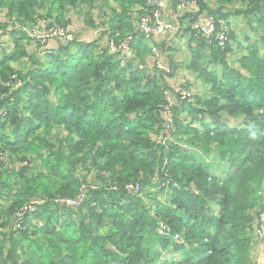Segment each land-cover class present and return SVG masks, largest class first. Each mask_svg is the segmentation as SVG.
I'll use <instances>...</instances> for the list:
<instances>
[{"label":"trees","instance_id":"16d2710c","mask_svg":"<svg viewBox=\"0 0 264 264\" xmlns=\"http://www.w3.org/2000/svg\"><path fill=\"white\" fill-rule=\"evenodd\" d=\"M194 1L198 12L181 19L189 24L182 29L190 37L187 68L208 98L173 108L174 131L162 145L154 138L164 131L163 91H171L175 74L142 68L153 43L137 32L130 8L138 7L135 20L150 14L145 0H0V12L14 22L13 53L0 44V201L7 202L0 207V264H254V223L264 212V0H217L213 9ZM83 2L104 12L110 36L134 37L132 59L121 66L98 40L55 42L57 51L44 49L48 41L34 46L48 67L36 54L27 69L11 66L25 59L21 41L31 40L22 27L35 26L41 8L56 16L39 26L46 31L68 24L67 10ZM231 3L240 8L226 12ZM200 15L224 33L223 46L191 30ZM230 17L246 19L243 43L221 25ZM232 44L241 53L234 66L227 61ZM16 81L21 86L12 90ZM222 115L240 122L229 126ZM207 157L227 171L212 173ZM130 183L141 191L122 189ZM83 185L78 206L55 202L73 200ZM34 198L46 202L15 229V211ZM159 222L185 244L158 235ZM161 250L172 251L160 262Z\"/></svg>","mask_w":264,"mask_h":264},{"label":"built area","instance_id":"2783aa9c","mask_svg":"<svg viewBox=\"0 0 264 264\" xmlns=\"http://www.w3.org/2000/svg\"><path fill=\"white\" fill-rule=\"evenodd\" d=\"M194 0H180L179 5L176 7L181 13L186 11L192 12L193 6L195 5ZM146 7H149L151 10L150 14H143L138 19L137 31L139 34H142L143 37L152 41L153 38L161 36V34L170 30L171 26L166 24L162 19V12L164 6L158 0H146ZM187 8V9H186ZM175 9V8H174ZM40 23H36L35 26L22 27V30L25 32V35L30 39L33 44L45 45L48 41H55L59 44L67 46L72 43L75 39L74 33L70 25H62L58 27H52L46 31L40 30ZM191 30L195 31L198 35L203 37L207 42H210L212 39L223 46L225 43L224 33L221 31H216L214 20L207 15H201L197 20H194L191 24ZM43 31V32H40ZM108 34V33H107ZM95 36L93 40L97 39L100 35L94 33ZM121 35L118 32H111L110 35H106L104 39H99L98 46L99 50L105 49L108 54L114 55L116 60L121 63V66L126 64V61L132 59V49L131 45L133 44L134 37L132 35ZM91 40V41H93ZM88 39V42H91ZM1 44V43H0ZM101 48V49H100ZM151 56L153 60L152 67L162 75H169L172 73V69L169 64H166L163 59H160V53L153 45L150 46ZM15 80V77H13ZM12 90H16L21 86L19 81L10 83ZM165 105L161 108V119L164 123V131L162 135L158 138L157 143L164 145L166 141L170 140L171 134L173 133V108L177 105V102L187 101L192 102L188 90L186 88L185 81H181L178 85L173 87L171 91H163ZM1 160V159H0ZM2 160V162H6ZM130 194H138L141 191V185L139 183L135 184H126L122 188ZM111 191H117L118 188L112 187ZM86 192V186H82L80 192L73 200L58 199L55 202L59 204H64L71 207L78 206ZM46 200L44 198H34L29 200L25 205L15 211L13 218L15 220V229H21V219L29 214L36 211L37 207L44 204ZM156 233L161 236H168L171 240L179 245H184V240L181 234L172 233L171 227L163 222H159L156 227ZM254 238L261 246L264 251V212L260 213L254 223Z\"/></svg>","mask_w":264,"mask_h":264},{"label":"crops","instance_id":"0c3cea01","mask_svg":"<svg viewBox=\"0 0 264 264\" xmlns=\"http://www.w3.org/2000/svg\"><path fill=\"white\" fill-rule=\"evenodd\" d=\"M217 0H206L205 4L208 8L213 9L217 6L216 4ZM102 2H106V0H94V5L96 3H102ZM110 3V2H109ZM164 3V9L162 12V17L163 20L168 23L171 24L173 26H177V28H180L181 31L183 28H187L189 26V24L187 23V21L181 20L183 19L185 13H175V9L173 8L172 5V1L171 0H163ZM232 7H236V8H240V6H237L233 3L231 4H226L224 5V10H226V12H228ZM88 5H86L84 2L80 3L79 5L73 7L72 9H68L67 13L65 14V20L68 19V23L71 26V29L74 33L75 39H78L79 42H88V39L92 38L94 35V31H92V29L95 28V23L97 22L96 20V13L93 15L92 11L93 10H88ZM196 9V10H195ZM192 12H198L197 8H195ZM85 11V13H83L81 17H79V14ZM101 13V17L98 19L100 21V23L104 24V28L106 33L109 32L110 28L108 27V19L104 16V12H100ZM38 18L36 19L37 22L36 23H40L41 26H44V22H52L53 17L55 18L56 16H54L53 14L47 13V9L45 7L40 9V12H38ZM136 17V15H135ZM94 18V19H93ZM137 21V20H136ZM181 21H183V23H181ZM99 23V25H100ZM241 23V25H239ZM246 19L244 18H238V17H230L227 20L221 22V25L224 27L225 30H230L232 32L235 33V35H238V38L240 39V42L243 43V38L244 35L247 34V30L245 25H246ZM14 24L13 21H11V19L6 17V11L2 10L0 12V43L3 46L4 51L7 54H12L13 53V42L12 39L9 37L8 32L11 29V26ZM103 29V28H102ZM183 32V31H182ZM189 33H183V35H175L172 34L170 32H165L163 35L161 36H157L155 37L153 40V42L157 45L160 46V49L162 48V46L171 40H175L178 37V46L175 48L176 50L173 51V57H165L167 59V61L169 62V64H171L174 68H175V75L173 78H170L167 82L170 86V88L172 89L173 87H175L178 81L180 80H185L188 84H186V88L188 90L189 96L190 98L193 99H198V100H206L208 98V87L206 85H204V83L202 82V80L198 79L193 73H191V71L187 68L189 61H190V50H189V44L188 41L190 39V37H188ZM178 36V37H176ZM252 38H254L252 36ZM95 40H99V37ZM21 44H24V50L27 53L25 57V59L23 60H18L17 62H13L12 63V67L15 70L18 69H27L28 68V59H30V57H34L33 55L36 54V56L40 59L41 64L44 65V68L48 67L49 62L48 59L43 56L40 55L41 50L40 49H35L34 46H36L35 44L31 43V41H27L26 39H23L21 41ZM59 46L57 45V43H55V41H49L47 43V46L44 48L45 50H52V51H57V48ZM232 47L234 48V50L232 51V53L234 55H236V59H234L233 63H230L231 65H235L236 64V60L237 58L241 55L240 51L236 48V45L232 44ZM136 49H138V47H136ZM77 47L73 46L70 51L75 53L77 51ZM137 52L140 53L139 50H137ZM178 53H182V56H178ZM144 60V65L142 66V68H144L146 71H148L149 73H151L152 71V62H151V56H149V53H145L141 56ZM136 63H138V60L136 61ZM196 81V82H195ZM198 81L200 83H198ZM166 83V82H165ZM175 85V86H174ZM179 102H177L178 104ZM187 114L184 113V115L182 116V119L185 118ZM224 118V121L226 122L227 125L229 126H234L238 124V119L234 118H230L229 116H224L222 115ZM186 123H189L190 118L186 117L184 120H186ZM193 127L199 128L200 126L197 125L196 123L193 124ZM212 161L217 162V164L211 165V170L212 168L215 171H218L219 174H222L224 171H227V166L224 162L218 163V161H216V159L212 158ZM212 173L213 170H212ZM7 203V202H6ZM212 213L215 214L216 211V207L212 206ZM251 257L254 260V264H264V251L262 250L261 246L259 245V243L254 239H252V244H251Z\"/></svg>","mask_w":264,"mask_h":264},{"label":"rangeland","instance_id":"374dc122","mask_svg":"<svg viewBox=\"0 0 264 264\" xmlns=\"http://www.w3.org/2000/svg\"><path fill=\"white\" fill-rule=\"evenodd\" d=\"M97 1H99V0H97ZM163 6H164V3H163V0H158ZM172 1V5H173V8H175V13L176 14H178V13H181V11L180 10H178L176 7L179 5V1L180 0H171ZM145 2H146V0H145ZM101 4V3H100ZM96 5L98 6L99 5V3H96ZM95 5V6H96ZM136 7V8H135ZM135 7H131L130 8V12L131 13H133V15H131V20H132V22L134 23V27L136 28V30H137V27H138V19H139V17L140 16H138L137 17V21L135 20V15L137 14V9H138V7L137 6H135ZM187 9V8H186ZM93 11H92V13H93V15L96 13V23H95V28L94 29H92V31H94L95 33H97L98 35H100L99 36V39H104L105 38V36L106 35H109V34H107L106 33V31H105V26H104V24H103V26H102V24L100 23V21L98 20L102 15H101V13L98 11V8L96 7L95 9H92ZM83 13H85V11H82L80 14H79V17H81L82 18V14ZM94 19V18H93ZM162 19H163V17H162ZM165 22V21H164ZM99 23H100V25H99ZM166 23V22H165ZM69 24V23H68ZM68 24H62V25H68ZM166 24H168V23H166ZM61 25V26H62ZM168 25H170L171 26V29L170 30H166V31H164L161 35H163L165 32H170V33H172V34H175V35H183V32L181 31V29L180 28H177V26H173V25H171V24H168ZM239 25H241V23L239 24ZM71 27V26H70ZM103 28V29H102ZM138 32V31H137ZM195 32V31H194ZM195 34H196V32H195ZM140 35H142V34H140ZM143 36V35H142ZM120 37H123L122 35L120 36ZM176 37H178V36H176ZM188 37H189V34H188ZM255 37V36H254ZM178 38H180V37H178ZM178 38L176 39L177 41H175V40H171V41H168V42H166L163 46H162V48L160 49V46H155L154 45V42L153 41H151L153 44V46L154 47H156V49L158 50V52L160 53V59H163V61L166 63V64H169V62L167 61V59L165 58L166 56L167 57H173V51L174 50H176L175 48L178 46ZM94 39V37H92V38H90L89 39V41H91V40H93ZM98 46H100V44L98 43L97 44ZM73 46H71L69 49H71ZM101 49V48H100ZM149 56H151V54H149ZM178 56L180 57V56H182V53H178ZM234 59H236V55H234L232 52L228 55V59H227V61H228V63L230 64V63H233V61H234ZM151 62H152V65H153V60H152V56H151ZM170 65V64H169ZM171 66V65H170ZM171 69H172V72L173 73H175V69H174V67L173 66H171ZM181 81L182 80H180V81H178L177 82V84H179V83H181ZM185 81V80H184ZM196 82V81H195ZM185 83L186 84H188L186 81H185ZM198 83H200L199 81H198ZM175 86V85H174ZM187 88H188V86H187ZM193 102V101H192ZM191 102V103H192ZM224 116H226L227 117V115H224ZM238 122H240V120L238 121ZM198 125V124H197ZM55 134H56V136H58V132L56 131V132H54ZM161 136V134L156 138H154V140L156 141L159 137ZM53 140H51V142H52ZM194 154V155H193ZM193 156L194 157H197V158H202V156L200 155V153L199 152H197V151H195L194 150V152H193ZM214 164H217V162H215V161H211L210 163H209V167L211 168V165H214ZM35 168H37L38 167V165L36 164V165H33ZM213 169V168H212ZM88 179L91 181V182H93V174H91V175H89L88 176ZM161 200H163V199H161ZM7 205V203H6V201L4 200V201H0V207L1 206H6ZM14 219V218H13ZM37 229V228H36ZM168 252V250H161L160 251V255H159V257L160 256H165V254ZM166 257V256H165ZM162 259H164V257H162Z\"/></svg>","mask_w":264,"mask_h":264},{"label":"clouds","instance_id":"9594fccd","mask_svg":"<svg viewBox=\"0 0 264 264\" xmlns=\"http://www.w3.org/2000/svg\"><path fill=\"white\" fill-rule=\"evenodd\" d=\"M201 16V15H200ZM158 140V139H157ZM156 140V141H157ZM203 160H204V162L205 163H208V165H209V163L212 161V158L211 157H207V158H203ZM213 170V172H214V174H219V172L218 171H215L214 169H212ZM179 234V233H178ZM170 251H172V250H169L166 254H165V256H161V258H160V262L161 261H164V260H167L168 258H169V252ZM162 257H164V259H162ZM159 264V263H158Z\"/></svg>","mask_w":264,"mask_h":264},{"label":"water","instance_id":"95a60500","mask_svg":"<svg viewBox=\"0 0 264 264\" xmlns=\"http://www.w3.org/2000/svg\"><path fill=\"white\" fill-rule=\"evenodd\" d=\"M263 185H264V181H263ZM262 204H263V210H264V192H263V201H262Z\"/></svg>","mask_w":264,"mask_h":264}]
</instances>
